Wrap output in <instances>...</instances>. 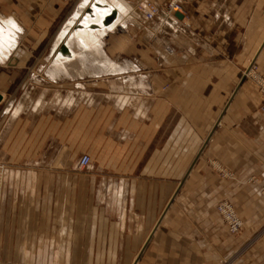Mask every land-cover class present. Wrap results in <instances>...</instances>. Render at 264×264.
Here are the masks:
<instances>
[{
  "label": "crops",
  "instance_id": "crops-1",
  "mask_svg": "<svg viewBox=\"0 0 264 264\" xmlns=\"http://www.w3.org/2000/svg\"><path fill=\"white\" fill-rule=\"evenodd\" d=\"M101 1L76 15L72 0H0L10 40L0 37V264L52 262L39 248L55 246L64 262L67 248L78 247L80 264H264V103L245 76L253 68L264 77V0H196L182 19L162 12L154 21L137 6L150 1L163 11L170 0ZM95 5L93 31L112 29L97 32L102 47H84L90 57L76 62L57 31L64 18L79 31ZM110 11L118 15L104 28ZM93 55L94 76L68 82L93 87L84 92L89 107L80 106L79 140L93 144L95 172L43 176L40 189L7 156L32 131L22 129L19 109L10 119L5 108L67 83L33 72H52L59 60L86 68ZM66 127L47 121L48 143L65 149ZM50 183L63 185L57 198L78 199L75 218L69 201L54 213L41 206L55 194ZM222 200L244 221L239 235L216 213Z\"/></svg>",
  "mask_w": 264,
  "mask_h": 264
},
{
  "label": "rangeland",
  "instance_id": "rangeland-1",
  "mask_svg": "<svg viewBox=\"0 0 264 264\" xmlns=\"http://www.w3.org/2000/svg\"><path fill=\"white\" fill-rule=\"evenodd\" d=\"M86 0H72L71 2V8L70 10L73 12V9L80 6V4L84 3ZM171 1V0H170ZM169 1V2H170ZM196 1V0H195ZM194 1V2H195ZM147 2L145 1L139 6H137V10L144 13V6ZM168 2V3H169ZM152 3V2H150ZM154 4V3H152ZM192 4V3H191ZM155 5V4H154ZM168 5V4H167ZM157 6V5H156ZM160 8V7H159ZM77 12V11H76ZM86 15V13H84ZM77 15V13H76ZM145 16V13H144ZM67 18H64L62 20V24H60V27L57 32H59V38L58 41L61 38V35L64 31V22H68L66 20ZM72 18H70L71 20ZM69 20V21H70ZM86 20V16H85ZM70 23V22H69ZM68 23V24H69ZM64 26V27H63ZM91 52L86 53V58L84 60H80L82 62H85L87 58L90 57ZM79 61V60H78ZM76 61V62H78ZM94 61V55L87 61L86 68L80 67L79 63H75L70 66L69 70L67 71H60L58 68H56L54 71H58L56 76H53L52 72H48L46 70L44 71H35L33 72L37 74V79L43 81V80H52L53 78H59V79H65L67 83L65 86H59V85H50L49 88L51 89L50 92H45V90L36 89V92H29L25 96H19L18 102H12L10 106L8 105L5 109L6 111L10 113V119H14L13 114L16 112L17 109H19L17 116H19V119L22 121V124L25 128L26 132H30L26 135H21L19 137V142L17 143L16 147L13 149H9L8 146L6 147L9 149L7 151V156L13 155L16 161V170L20 172V174H34V176H37L35 180H39L38 184L36 183V186L39 185V188L42 189L43 187L47 186V183L45 182V179L43 176L47 175H61V176H70L74 174H94L95 169H85L80 170L78 167V162L84 155H89L91 157V162L94 161L95 158V151L93 150V144L89 143L87 141L86 143H82L79 140L80 137V129L79 121H80V114H81V108L80 106L84 107L87 105L89 107L90 98H86L85 100V93L93 91V87L89 88L84 85V89L77 88L75 84L70 81V79L75 80L79 78H89L91 76H94V69L89 65L91 62ZM26 72H22V76L20 79L25 77ZM51 74V75H50ZM53 76V77H52ZM84 83V82H83ZM87 90V91H86ZM39 100H43L42 103L38 102ZM23 102V103H22ZM21 107V109H20ZM85 114L84 112L82 113ZM54 117V122L57 127H60L62 125L63 121L66 123V131L68 132L70 143L66 146L65 149H62V146L57 144L56 141H54V144L48 143V138L46 135V124L47 121L51 120V118ZM20 120L16 119L15 123L17 125L19 124ZM26 124V125H25ZM32 127V128H30ZM92 130H89V128L86 130L88 132V140L90 139V133ZM57 137V134L55 135V138ZM47 139V140H46ZM11 147V145H10ZM5 153L6 150H3ZM2 152V153H3ZM0 164H4L0 162ZM52 164V165H51ZM6 166V164H4ZM39 178V179H38ZM4 185V179L3 184ZM50 190L54 191L55 194H53V198L49 199H43L41 203V206L48 207L52 211L55 208H59L61 211L63 209V202H65V207L70 202V212L72 215V218H75L78 213V199L72 198L75 196L73 193L71 194V199H64L63 198H57V195H61L63 189L61 183H50ZM58 191V192H57ZM2 193V190H1ZM67 195V194H66ZM223 202H229L227 200L220 201L216 206V213L218 216L223 220L225 226L228 229V226L226 224V221L224 220L223 216L218 211V206ZM235 209L236 214L238 216V219L242 223V227L237 233H231L232 235H239L243 229H244V221L241 218L240 214L237 212L236 207L234 204L229 202ZM1 208V206H0ZM36 248H33V250ZM39 254H47L51 255L54 258V261L52 262H39V263H29V264H80L78 259V247H70L67 248V250L70 251L69 257H65L67 261H63V247L55 246L50 248H39ZM68 254V252H67ZM68 258L70 260L68 261Z\"/></svg>",
  "mask_w": 264,
  "mask_h": 264
},
{
  "label": "bare ground",
  "instance_id": "bare-ground-1",
  "mask_svg": "<svg viewBox=\"0 0 264 264\" xmlns=\"http://www.w3.org/2000/svg\"><path fill=\"white\" fill-rule=\"evenodd\" d=\"M99 1L102 2L101 0H99ZM87 2H88V0L86 1V3ZM86 3L85 4H81V6L78 7L77 12H76L77 15H79V13H82V12H84L86 10V5H87ZM91 7L92 6H90V8L86 11V13H88V16L86 17L87 20L85 22V25L83 27H80L81 29L79 31H77L76 30V28H77L76 26L72 28L73 23L71 22V24L64 29V31H63V33L61 35V38H60V43H61V41L64 40L62 42V44H66L67 47H69L73 51V59H76V61L84 60L86 58V54L81 53V52H84L83 51L84 47H85L86 50L87 49H91V50H98L99 51V49L102 47L103 44H102L101 37H99V35H97L96 33L99 32L100 36H103L104 34H107L106 32H108V31H110L112 29V27H110V26H112L113 23L109 24V25H104L102 23L103 22V20H102V22H101L102 26L104 28H107V27H110V28L105 29V31H93L96 28L94 26H97V23L94 20L92 21L91 18H93L94 16L96 18L97 15H100L101 13H98L97 11L98 10L100 11L101 9H99L98 6H96V5L93 6V8H91ZM111 12L112 11H110L108 14H106L104 16V18L109 17V14ZM117 15H118V12H117L116 16ZM97 27H99V26H97ZM90 30H92V31H90ZM6 32H7L6 28L2 24H0V37L4 38L6 40V42H10V40L7 37V33ZM60 43H58L57 45H59ZM79 48L82 49V50H79ZM72 61H74V60H67L66 62H64V60H59L57 68L60 71H64L63 70L64 68L67 70V65L69 63H72ZM107 62L110 63L109 61H107ZM57 72L58 71H54L52 73V75L53 76L58 75Z\"/></svg>",
  "mask_w": 264,
  "mask_h": 264
},
{
  "label": "built area",
  "instance_id": "built-area-1",
  "mask_svg": "<svg viewBox=\"0 0 264 264\" xmlns=\"http://www.w3.org/2000/svg\"><path fill=\"white\" fill-rule=\"evenodd\" d=\"M195 0H171L168 5L162 11L158 6L147 2L144 6L145 17L148 21H154L157 16L162 12L167 17H175L176 14H184L185 6L193 3ZM247 78H250L256 85L259 95L261 96L264 103V77L257 74L253 68H251L245 75ZM91 165V157L89 155H84L78 162V167L80 170L88 169ZM7 172V166L0 164V206H1V190L3 179ZM219 213L223 216L228 230L231 233H237L242 227L241 221L238 219L234 207L229 202H223L218 206Z\"/></svg>",
  "mask_w": 264,
  "mask_h": 264
},
{
  "label": "water",
  "instance_id": "water-1",
  "mask_svg": "<svg viewBox=\"0 0 264 264\" xmlns=\"http://www.w3.org/2000/svg\"><path fill=\"white\" fill-rule=\"evenodd\" d=\"M176 16H177L178 18H180V19H182V18L184 17V15L181 14V13L176 14ZM115 17H116V12H113L112 15H111V17L104 18V20H103L102 23H103L104 25L112 24V23L114 22V20L116 19Z\"/></svg>",
  "mask_w": 264,
  "mask_h": 264
}]
</instances>
